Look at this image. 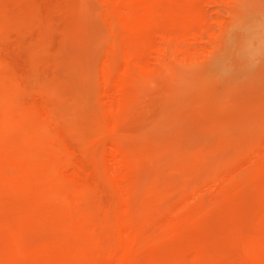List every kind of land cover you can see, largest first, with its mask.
I'll return each mask as SVG.
<instances>
[{"label":"rangeland","instance_id":"1","mask_svg":"<svg viewBox=\"0 0 264 264\" xmlns=\"http://www.w3.org/2000/svg\"><path fill=\"white\" fill-rule=\"evenodd\" d=\"M0 264H264V0H0Z\"/></svg>","mask_w":264,"mask_h":264},{"label":"bare ground","instance_id":"2","mask_svg":"<svg viewBox=\"0 0 264 264\" xmlns=\"http://www.w3.org/2000/svg\"><path fill=\"white\" fill-rule=\"evenodd\" d=\"M259 42H260V41H259ZM261 43H263V42H262V39H261ZM259 174H260V173H259Z\"/></svg>","mask_w":264,"mask_h":264}]
</instances>
